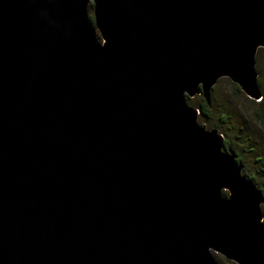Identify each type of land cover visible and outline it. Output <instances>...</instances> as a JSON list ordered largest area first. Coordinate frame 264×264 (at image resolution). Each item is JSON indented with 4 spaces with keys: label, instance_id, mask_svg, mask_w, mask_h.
<instances>
[{
    "label": "water",
    "instance_id": "1",
    "mask_svg": "<svg viewBox=\"0 0 264 264\" xmlns=\"http://www.w3.org/2000/svg\"><path fill=\"white\" fill-rule=\"evenodd\" d=\"M260 48L264 0H0V264H264V193L187 102L262 98Z\"/></svg>",
    "mask_w": 264,
    "mask_h": 264
},
{
    "label": "rangeland",
    "instance_id": "2",
    "mask_svg": "<svg viewBox=\"0 0 264 264\" xmlns=\"http://www.w3.org/2000/svg\"><path fill=\"white\" fill-rule=\"evenodd\" d=\"M89 14L93 17L91 6ZM255 61L264 96V48L258 49ZM202 101V95L187 100L195 108ZM210 115L206 119L200 114L199 123L224 136L225 143L239 154L245 173L264 193V99H250L230 79L221 78L212 91ZM215 257L219 264H235L221 255Z\"/></svg>",
    "mask_w": 264,
    "mask_h": 264
},
{
    "label": "trees",
    "instance_id": "3",
    "mask_svg": "<svg viewBox=\"0 0 264 264\" xmlns=\"http://www.w3.org/2000/svg\"><path fill=\"white\" fill-rule=\"evenodd\" d=\"M262 99H264V96L262 97ZM210 107H211V105H209V104L205 101L204 98H203V101L200 102V103L197 105V109L200 110L201 115H202L204 118H206V119H208V118L211 117V115H210ZM226 147H227V148L230 147V145H228L227 142H226ZM231 148H232V147H231ZM239 160H240V157H239ZM244 174H246L245 171H244ZM246 175H247V174H246ZM247 176H248L250 179H252L251 176H249V175H247ZM262 209H263V215H264V206L262 207Z\"/></svg>",
    "mask_w": 264,
    "mask_h": 264
},
{
    "label": "clouds",
    "instance_id": "4",
    "mask_svg": "<svg viewBox=\"0 0 264 264\" xmlns=\"http://www.w3.org/2000/svg\"><path fill=\"white\" fill-rule=\"evenodd\" d=\"M200 111V110H199Z\"/></svg>",
    "mask_w": 264,
    "mask_h": 264
}]
</instances>
